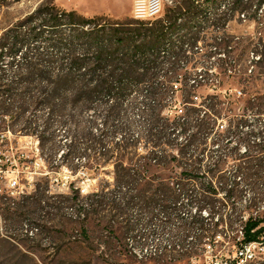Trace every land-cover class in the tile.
I'll return each instance as SVG.
<instances>
[{"label": "rangeland", "instance_id": "rangeland-1", "mask_svg": "<svg viewBox=\"0 0 264 264\" xmlns=\"http://www.w3.org/2000/svg\"><path fill=\"white\" fill-rule=\"evenodd\" d=\"M228 1L165 0V18L169 10L187 17L197 13L180 22L204 30L191 35L205 49L182 51L172 57L174 69L169 62L160 75L148 78L144 83L158 88L144 84L138 108L126 101L115 121L126 125L123 131L105 130L98 109L51 119L46 109L26 113L25 119L39 118L42 125L49 120L45 132L34 134L29 127L16 133L17 138L46 134L42 144L49 168L32 173L33 186L21 198L0 202V264H203L208 236H221L216 250L225 251L238 240L245 220L264 218V113L257 105L264 102V2L259 12L254 6L244 16L225 8ZM134 2L0 0V39L45 4L89 18L134 19ZM213 46L226 55L211 68L205 53ZM9 61V56L0 61V94L13 80ZM200 63L213 74L191 85L190 76L204 69ZM180 75L177 90L173 82ZM25 99L32 102L29 95ZM186 102L191 126L178 140L165 129V111ZM217 118L226 124L224 131L217 130ZM80 185L88 190L76 191ZM85 200L90 201L86 216H71L70 209ZM146 232L153 234L143 244L173 242V248L138 261L129 253V238L138 240Z\"/></svg>", "mask_w": 264, "mask_h": 264}, {"label": "trees", "instance_id": "trees-1", "mask_svg": "<svg viewBox=\"0 0 264 264\" xmlns=\"http://www.w3.org/2000/svg\"><path fill=\"white\" fill-rule=\"evenodd\" d=\"M263 2L229 0L225 8L229 5L230 10L245 16L244 11H250L254 6V11L259 12ZM195 15L196 12L188 16L190 21L196 18ZM185 17L186 13L169 10L166 20L171 24L164 25L162 20L149 24L105 15L89 18L55 3L41 6L0 39V61L9 56L13 71L10 86L2 92L13 98V102H3L0 110L12 115L14 126L25 123L20 130L30 127L34 134H39L40 129L48 130L49 120L42 125L39 118L29 120L24 116L41 109L48 110L49 119L55 114L98 109L99 116L104 117L105 130L109 131L112 126L123 131L126 125L115 121L125 111L126 101L131 99L132 107L138 108L143 85L147 84L144 82L160 75L163 66L169 62L172 64L170 69H174L177 61L172 57H180L182 52L176 48L188 46L192 32H199L200 26H191L190 21L180 22ZM147 85L158 88L154 83ZM27 95L32 102L25 99ZM189 104L195 105L194 102ZM257 105L258 112L264 113V102ZM209 110L213 113L212 108ZM167 119L168 135L178 140L186 133V127L191 126L187 108L184 116H167ZM217 120L218 130L221 119ZM240 123L238 125H242ZM61 124L69 125L67 121ZM44 132L37 136L43 149L42 142L47 140ZM243 233L245 241L264 237V218L249 217L244 222Z\"/></svg>", "mask_w": 264, "mask_h": 264}, {"label": "built area", "instance_id": "built-area-1", "mask_svg": "<svg viewBox=\"0 0 264 264\" xmlns=\"http://www.w3.org/2000/svg\"><path fill=\"white\" fill-rule=\"evenodd\" d=\"M165 10V0H135L133 5V18L139 21L148 22L152 24L157 20H162L164 25L171 24L163 16ZM204 32L200 31L198 33ZM194 42H189L188 46H182L176 48L177 50H182L183 52H192L201 54L204 52V46L202 40L193 36ZM209 58L207 64L212 67L215 66V60L221 58L220 55H226L225 52L222 53L217 46L211 47V49L205 53ZM184 63V62H183ZM185 65V63L183 64ZM201 68L205 71L196 73L194 76H190L189 81L191 85H197L200 82H205L213 69L204 67L203 63H200ZM210 73V74H209ZM183 75H180L179 79L174 83L176 89H179V84H182ZM241 91L238 94L241 95ZM195 101H202L201 96L195 94L193 96ZM6 102L7 104L13 102V98H9L8 95L0 94V105ZM182 103V102H181ZM195 105L201 107L203 104ZM186 105L175 104L174 109L172 105L165 111L167 116L177 115L184 116L186 114ZM172 113V114H171ZM174 113V114H173ZM14 118L12 115L4 113L0 110V202L5 200H14L21 198L28 189L32 188L34 176L32 173L35 170L43 171L48 169L46 163V158L44 155V149L40 143H33V136H38L34 134L25 133L23 136L17 138L16 133L22 134V130L14 131ZM226 124L223 123V119L219 121L218 130H224ZM24 137L25 140H22ZM48 170L46 171V174ZM81 192L83 190H88L83 185L77 187ZM84 204H88V209L90 208V201L85 200ZM70 210H77L76 218H83L86 213H79V206L77 208L72 207ZM241 235L238 240L234 242L233 247L228 250H216L219 242V237L214 239L206 238L204 244V263L203 264H264V237L260 239H255L251 241L244 240L243 229H241ZM152 232H146L141 234L140 239L134 240L129 238V253L133 255L138 261H146L161 256L164 252L169 251L173 248V242L165 246H160V251L157 253H149V247L147 251V256H138V249H141V244H143V237L151 236Z\"/></svg>", "mask_w": 264, "mask_h": 264}, {"label": "bare ground", "instance_id": "bare-ground-1", "mask_svg": "<svg viewBox=\"0 0 264 264\" xmlns=\"http://www.w3.org/2000/svg\"><path fill=\"white\" fill-rule=\"evenodd\" d=\"M33 138H34V136H33ZM36 142L40 143L39 139H37ZM84 191H86V190H83V192ZM79 203H80L79 207L81 209V211L79 213H86V211L88 210L87 209L88 208V204H84V201H80ZM69 214L71 216L75 217V218L77 217V211L76 210H71ZM162 243H163V241H162ZM165 245H167L166 242L163 245L159 244V243H156V244H154V243H149V244L144 243L143 245H141V249H138V256H147L148 247H149V253H157V251H160V246H165Z\"/></svg>", "mask_w": 264, "mask_h": 264}]
</instances>
